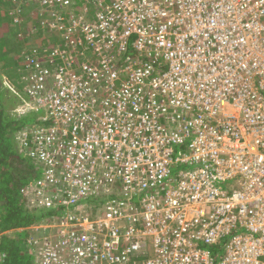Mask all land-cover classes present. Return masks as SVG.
I'll list each match as a JSON object with an SVG mask.
<instances>
[{
	"label": "built area",
	"instance_id": "built-area-1",
	"mask_svg": "<svg viewBox=\"0 0 264 264\" xmlns=\"http://www.w3.org/2000/svg\"><path fill=\"white\" fill-rule=\"evenodd\" d=\"M37 1L68 40L20 75L17 111L61 133L18 136L28 204L65 206L19 228H54L37 263L264 264V0Z\"/></svg>",
	"mask_w": 264,
	"mask_h": 264
},
{
	"label": "trees",
	"instance_id": "trees-1",
	"mask_svg": "<svg viewBox=\"0 0 264 264\" xmlns=\"http://www.w3.org/2000/svg\"><path fill=\"white\" fill-rule=\"evenodd\" d=\"M7 3L11 4L12 8L9 13L6 9H2L0 29L8 27V24L10 29H7V31H11L13 27L18 28V34L14 31V35L24 38V44L20 45L22 42L19 43V38H16L19 40L17 42L14 40V42H10L9 39L12 35L10 37L6 35L7 31H5V35L0 34V51L8 46V50L0 52V59L3 55L10 56L11 54L8 51L14 50L16 58H18V65L22 63L20 73L22 74L27 59L33 56L38 59L45 58L47 53L44 49L50 44L40 46L30 44L31 37H33L31 35L41 32L42 28L38 32L32 30L24 32L22 30V26L26 24L27 20L23 10L24 5L29 4L27 1L7 0ZM80 6H83L82 2ZM5 15H7L6 18ZM29 17L33 18L36 15L31 13ZM4 21H8V23L5 24ZM36 24L33 25V29L37 27ZM51 32H54L53 37L50 36L53 39L52 44L54 46L68 43L63 31L55 30ZM25 36H28L29 40H26ZM44 39L50 40L49 36ZM14 47L18 49L15 50ZM9 69V66L0 67V232L12 231L4 233L0 239V264H38L35 246L28 243V231L30 230H20L19 228L43 222L47 219H54L60 215L61 211L65 210V206L32 207L28 204L25 188L35 179L41 178L40 175L37 177L40 170L34 161L32 162L24 156L18 136L26 128L44 127L49 125L50 122L41 118L44 114L43 110H32L26 113L17 111L23 103L25 91L21 86V76L18 77L17 84L14 82H11V85L9 84L6 79V75L9 77ZM212 250L215 257L219 258L218 251L220 247L213 246Z\"/></svg>",
	"mask_w": 264,
	"mask_h": 264
},
{
	"label": "rangeland",
	"instance_id": "rangeland-1",
	"mask_svg": "<svg viewBox=\"0 0 264 264\" xmlns=\"http://www.w3.org/2000/svg\"><path fill=\"white\" fill-rule=\"evenodd\" d=\"M114 3V2H113ZM112 3V4H113ZM77 6H78V4H74V5H72L71 7H70V9L71 10H77ZM11 8H12V6H11V4H9V3H7V0H0V15H3L2 13H1V11H2V9H6L7 11H8V13L11 11ZM38 8V11H39V13L40 12H42V7L40 6V4H39V2L37 1L36 2V0L35 1H32V2H30L29 4H25L24 5V7H23V10L25 11V18L27 19L26 20V24H24V25H26V26H22V30L25 32H28L29 30H32V31H34V32H38L41 28L43 29V30H40L41 32H38V33H36V34H33V35H31V36H33V37H31L32 38V40L30 41V44H34V45H36V44H38L39 46L40 45H47V44H50V46H54L53 44H52V41H53V39H51L52 37H53V33L54 32H51L50 31V29L49 28H47V26L46 27H43V26H45V24H47L46 23V20H48V22H49V24H55V23H53L54 22V20H52V19H49L51 16L49 15V7L48 6H46V8H45V10L47 11V13L44 15V18H39V17H33V18H31V17H29V15L32 13V12H35L36 11V9ZM95 8H97V6H95V7H93V8H90L89 10H90V15H88L87 16V20H89L91 23H94V21L93 20H95V18H94V15L92 14L93 12H94V9ZM56 10H59L60 9V7L59 6H56V8H55ZM68 9L69 8H64V18L66 17V16H70V14L68 13ZM75 12V11H74ZM115 14H116V16H118V11H116L115 12ZM26 15H27V17H26ZM5 18L7 17V15H5L4 16ZM49 17V18H48ZM31 19V20H30ZM108 20H110V15H107L106 17H105V15L102 17V21H104V22H106V21H108ZM65 22H66V27H68V28H70L69 27V24H70V22H71V20L70 19H68L67 18V20H64ZM5 22V24H7L8 23V21H4ZM98 22H101V19H99L98 20ZM36 23H38V24H36ZM43 23V24H42ZM34 24H36L37 25V27L35 28V29H33V25ZM11 26H12V24H10ZM1 27V26H0ZM46 28H47V30H46ZM7 29H10V26H9V24H8V27H3V28H1L0 29V34L1 35H5V31H7ZM14 31H16L17 32V34H18V28H15V27H13L12 28V30L11 31H7V33H6V35H9V37H10V35H12V37H10V39H9V41L10 42H17V41H19V40H17L16 38H19L20 39V41H19V43L20 42H22V43H20V45H22V44H24V38H20V37H17V35L15 34L14 35ZM65 33V32H64ZM37 35V36H36ZM47 36H49V38H50V40H46V39H44L45 37H47ZM50 36H52V37H50ZM5 37H7V36H5ZM23 39V40H22ZM25 39L26 40H29V37L28 36H25ZM14 40V41H13ZM22 40V41H21ZM9 45V44H8ZM10 46V45H9ZM94 46V45H93ZM32 47V46H31ZM33 48H34V46H33ZM14 49L15 50H17L18 48H16V47H14ZM6 50H8V46H5L4 47V49L2 50V51H6ZM2 51H0V52H2ZM11 51V52H10ZM11 55L9 56V55H3V57L0 59V67L1 68H4V66L5 67H8L9 66V70H10V73H9V77L6 75V79L11 83V82H14L15 84H17V80H18V77L21 75L20 73H21V71H22V63H20V65H18V58H16V55H15V52H14V50H9L8 51ZM24 54V53H23ZM90 54L91 55H94V53H93V50H91V52H90ZM102 56H104V55H107L106 53H103V51L100 53ZM97 55V54H96ZM94 59V57H89L88 58V60L91 62V60H93ZM65 62H62L60 65H59V62H55L54 63V65H52L53 67H56V68H59L60 66L62 67V68H65L66 69V67H65ZM67 64V63H66ZM122 111H121V113H115V114H113V117H114V120L115 121H118V119L123 115V114H129V107L126 105L125 107H122ZM44 115H48V114H46L45 112H44V114H43V116ZM42 118V117H41ZM57 126V125H56ZM45 128H47V129H53L54 127H55V125L54 124H52L51 126L50 125H47V126H44ZM33 128H35V127H33ZM79 133L80 132H75L71 137H69V136H67V137H61L63 140H78L79 139ZM47 134H52L53 136H55V137H59V136H61V133H59L57 130H56V128H54V130L53 131H49V132H47ZM26 157V156H25ZM27 158V157H26ZM41 174V172H39V174L37 175V177L39 176ZM117 192H119V190H118V188H117ZM94 203H96V202H94ZM96 211V210H95ZM94 211V212H95ZM63 214V211H61V213H60V215H58L56 218H59L61 215ZM56 218H54V219H51V220H49V219H47V220H44L42 223H49V222H53V221H55L56 220ZM30 231H28V234H29V238H36V237H40L41 235H44V236H48V237H50L51 235H53V232L55 231L54 230V228H53V230L52 229H47L48 231L47 232H45L44 234H43V232H44V229H41V230H33V229H29ZM28 243H29V241H28ZM36 254H37V252H35Z\"/></svg>",
	"mask_w": 264,
	"mask_h": 264
}]
</instances>
